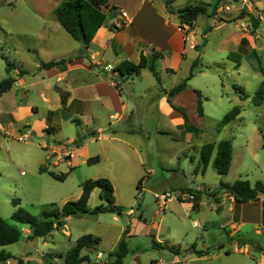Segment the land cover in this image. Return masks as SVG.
<instances>
[{
	"label": "crops",
	"instance_id": "0c3cea01",
	"mask_svg": "<svg viewBox=\"0 0 264 264\" xmlns=\"http://www.w3.org/2000/svg\"><path fill=\"white\" fill-rule=\"evenodd\" d=\"M63 1L0 0V5L9 16L25 17L27 20L29 18L42 22L38 30L29 33H16L0 26V58L6 64L7 73V77L3 80L11 77L15 81L13 87L0 98L5 94L15 93L18 88L22 91L21 95L14 94V107L4 112L3 118L5 121L10 120L8 124L13 125L25 117L39 113V106L29 101L31 92L25 85L24 76L31 74V71L39 73L37 80L36 74L31 75L34 77L31 85L37 88L38 97L46 104L45 117L42 121H37V124H40L39 129H34L29 123L21 124L15 133H9L8 124L2 126L0 123V129L7 135L20 136L25 126H29L30 134H37L39 137H44L48 129H51L48 134L52 133L54 138L59 139L62 123L64 119H67L77 125L76 133L68 138L60 137L57 145L51 147L50 150L55 156V148L61 146L64 149V146L66 148L68 143H74L80 135H85L84 138L81 137V141L78 140V146L72 159L66 162L71 165V170L78 166L79 149L95 143L102 145L108 151L98 152L93 157L99 156L100 162H104L112 169V171L101 173L96 179L106 178L113 182L114 195L118 190L115 182L129 175H132L131 181L136 185V189L142 180L141 191L146 189L143 187L146 178L150 179L147 187L151 193L167 191L169 182L173 178H181L188 185L186 188L192 190L189 193L196 194L192 176L198 178L199 174L204 175L209 164L212 163L213 166L217 151H214L207 168L203 171L200 168L202 148L209 143L193 141L194 137H200L203 132L196 136L188 131L181 111L185 112L190 124L203 131L199 128L200 122L209 113L213 114V105L223 108V114L227 112L224 117L238 108L240 114L234 121L220 130L219 124L224 119L223 117L215 128L217 132H233L232 127L236 121L240 120L239 117L244 111V103L250 96L246 89L241 87L247 94L246 98H242L234 89V86L238 84L233 83L231 86L234 97L230 101L227 93L229 85L227 79L220 76V71L223 70L229 77L239 74L245 60L256 58L257 71L262 72L258 69L260 67L262 69V66H259L260 61L256 57L257 46L250 39L246 27L248 23L245 20L246 16L256 15L257 7L251 1L248 6L244 3L242 10H239L233 0H173L167 8L179 15L186 14L181 12L188 8L202 7L205 9V13L198 14L196 21L189 25L190 31L187 34L180 29L183 23L168 14L164 8V0H110L108 6L103 8L106 21L92 39L88 48L90 54L86 55L84 50H81L79 42L65 31L54 14ZM121 10L130 16L128 23L122 18ZM243 10L247 12V15H242ZM227 16L232 19L231 22H234L233 28H227L229 25V21H226ZM199 19H203V28L196 26ZM262 23V21L258 22V24ZM63 31L73 40L72 42L64 34L72 42L71 49L67 52L60 50L59 36L63 35ZM215 32L220 33L219 38L214 41L211 36ZM260 50L264 51V47L261 46ZM21 54H25L30 61H36L31 71L24 68L26 59L24 56L20 57ZM156 54L159 55L155 61L159 81L149 68L140 69L133 76H121L117 72L106 71L109 66L116 68L124 61L139 63L142 55L151 64ZM62 60L67 61L51 69L43 67V64ZM7 64H10V72H8ZM22 72H24L23 76H21ZM210 73L218 75L214 83L217 90L214 93L209 86L202 89L194 84L198 77L204 76L207 79ZM190 76L192 77L187 82L188 86L184 91L173 96L169 94L173 88ZM262 89H264V81L260 91ZM197 91L203 97V116L198 113ZM236 92L239 96H236ZM259 92L256 93L255 99ZM63 98H65V104L62 102ZM224 98L229 100V105L225 104ZM263 103L264 99L258 106ZM97 117L102 118L99 125H96ZM149 132L168 137L172 134L174 136L180 134V137L176 136L177 139L188 140L186 151L190 154L193 150L196 154L190 156L194 168L186 171L180 167H173L174 164L171 167H164L160 163L155 167L154 161L157 162L158 159L151 151ZM228 136L210 143L217 146L221 141L232 138V135ZM189 154L184 153L183 156L187 158ZM89 157V155L86 156L82 162L88 164ZM234 160L235 147L233 146ZM60 163L58 157L54 164ZM148 165L150 167L147 168ZM196 168H200L197 173ZM197 189L206 190L207 188L199 186ZM180 190L184 192L183 186ZM221 197L224 198L221 200ZM226 197L228 199H225ZM211 199L212 203L208 200L203 201L201 197L198 198V208L194 207L195 202H180L193 211L209 206L220 216L219 220L226 223V225H221L224 226V230L226 227L230 228L228 244L220 239L217 246L218 252L212 257L210 247L204 241L201 245L202 249H196L197 246H194V243L187 245L186 250L189 251L190 248L192 254L195 249L198 252H205L204 255H196L197 259H191L193 263L208 262L213 257L215 259L229 257L232 259L229 264H264V243L261 238L264 235V195L256 201L237 203L230 193L220 188L217 200L213 196H210ZM115 203L117 205L116 198ZM174 203L176 201L171 202L166 209H171ZM134 213L131 210L128 215L133 216ZM139 221H142V218ZM250 226L253 227L254 235L257 237H252L251 231L247 230ZM28 228L26 234L29 235L31 228L29 226ZM129 236L131 238V231ZM162 246L170 249L166 244ZM191 260L186 259L185 261Z\"/></svg>",
	"mask_w": 264,
	"mask_h": 264
},
{
	"label": "rangeland",
	"instance_id": "374dc122",
	"mask_svg": "<svg viewBox=\"0 0 264 264\" xmlns=\"http://www.w3.org/2000/svg\"><path fill=\"white\" fill-rule=\"evenodd\" d=\"M249 1L257 7L258 11H256V15L254 14V17H245L248 23L246 27L252 43L257 46L256 57L260 61L259 66H262V69L261 67L258 69L262 70V72L257 71L256 58L245 60L239 74L229 77L221 70L220 76L227 79L229 85L227 93L230 101L234 97V91L231 86L233 83L246 89L250 97L244 103L243 114L239 117L240 120L234 123L232 133H230L231 131L225 133L215 130L218 122L223 119L227 112L223 114V108H217V105H213V114L209 113L200 122L201 126L199 128L203 130L201 131L203 134L200 135V133V137H194L193 139L196 143L201 141L210 143L232 135L230 140L235 147V160L225 179L218 176L212 163L209 164L205 174H202L203 176L199 174L198 178H196V176L190 174L192 181L195 182L194 192H196V194L191 195H194L195 199L196 197H201L203 201H211L210 203H212L210 196L217 200L221 181L231 184L238 180H248L252 185L258 181H264V147L262 146L264 145V103L258 106L257 99H255L256 93L260 91L261 84L264 81V51L260 50L261 46L264 47V0H233L239 10H242L244 3L248 6ZM253 19L256 22L262 21L263 23L255 26ZM226 21H229L227 28H233L234 22H231L232 19L227 16ZM203 23V19H199L196 26L203 28ZM41 25L42 22L36 19L31 20L28 18L27 20L25 17L9 16L0 5V26L5 30L16 33H29L35 32ZM219 33H213L211 39L217 40ZM62 34H66L73 42L67 33L64 32ZM63 35L59 36L60 50L67 52L71 49L72 42ZM81 50L83 51L82 47ZM22 56L26 59L24 68L31 71L36 61H30L25 54H21L20 57ZM94 65L97 66L96 64ZM106 71L113 72V70ZM30 73L24 76L26 79L25 85L31 92L29 101L39 106V113L9 125L10 120L5 121L2 114L6 110L13 109L14 94L21 95L22 91L18 88L15 93L5 94V96L0 98V123L2 126L8 124L9 133H15V130L24 123H29L37 130L40 128V124H37V121H42L45 117L46 104L38 97L37 88L31 85L34 78L31 75L36 74L37 80L39 73L32 71ZM21 74L23 76L24 72ZM209 75L207 79L204 76L198 77L194 84L202 87V89H206V86H209V89L214 93L217 90L214 83L218 75L214 73ZM5 77H7L6 64L0 58V81ZM236 96H239L237 92ZM224 102L229 105V100L224 98ZM95 121L96 125H99L102 118L97 117ZM62 124V132L58 136L59 139L60 137L68 138L76 133V124L71 123L67 119H64ZM29 130V126H25L22 130V135L12 136L11 134L7 135L6 132L0 129V217L23 231V237L20 242L3 248L6 252H10L31 264H65V256L76 245L77 240L84 235H93L99 238L101 243L93 250H84L82 255L89 256L91 264H109L114 260L112 255L117 250L119 242L128 227L132 236L128 238L129 255L125 259L124 264H152V262H155V264H198L193 263L192 260L197 259L198 251L196 249H202L203 241L210 247L211 257L217 254V246L220 239H223L224 243L228 244L230 228L226 227L224 230V226L222 227L221 225H226V223L220 221V216L213 212L209 206H203L201 210L193 211L187 209L186 206L177 200L171 209L168 208L164 211L156 203L154 193H151L147 187L150 179L146 178L145 180L143 187L146 189L139 191L131 181L132 175L115 182L118 185L115 198L117 205L122 208V214H87L63 218L61 226L49 236L29 241L27 239L28 234H26V230H29L28 226L12 219L13 214L17 210L22 209L33 216L42 218L44 211L61 210L66 202L78 200L82 191V183L89 179L95 180L105 171H112L111 167L104 162L95 165L82 162L88 155L91 158L98 152L108 151L100 144L92 143L79 149L78 166L71 170V165L66 162L72 159L78 144L70 147L73 144V142H70L64 149L59 146L55 148L54 156L50 148L57 145L59 139L54 138L52 133L48 134L51 129H48L44 137L30 134ZM89 135L92 136V134ZM149 135L151 151L154 153L153 156L155 155L158 159L157 162L154 161L155 167L160 163L164 167H171L174 164L173 167H180L186 171H191L190 169L194 168V164L190 161V156L192 157L196 154H194L193 150L190 151V154L186 151L188 140L177 139L176 136L180 134H176V136L172 134L168 137L149 132ZM81 137L84 138L85 135H80L77 140L81 141ZM82 143L85 144V142ZM79 146L82 147V145ZM184 153L189 154V157L185 158L183 156ZM58 157L61 163L55 165L54 163ZM203 164L202 159L201 169H203ZM148 167L150 166L148 165ZM114 172L116 174V171ZM51 173L57 176L63 175L65 178L64 180H58L51 176ZM182 186L184 192L180 190ZM187 186L184 179L173 178L169 182L167 191H171L176 195L183 193L188 196L190 193L186 188ZM199 186H206L207 189L198 190L197 187ZM99 194L100 189H95L91 194L89 200L90 208L94 209L103 204ZM223 198L221 197L220 199L222 200ZM225 199L228 198L226 197ZM131 210L135 212V215H128ZM140 218H142V221H139ZM247 230L251 231L252 237H257L254 235L253 227L250 226ZM261 238L264 243V235ZM154 242L166 244L172 250L166 247L164 249H155ZM190 243H194V246L197 247L194 254L186 255V247ZM252 251L255 253L254 249ZM186 259L192 260L185 261ZM230 262H232V259L229 257L219 259L213 257L212 260L200 264H229ZM0 264H17V261L10 260ZM84 264L90 263L86 262Z\"/></svg>",
	"mask_w": 264,
	"mask_h": 264
},
{
	"label": "trees",
	"instance_id": "16d2710c",
	"mask_svg": "<svg viewBox=\"0 0 264 264\" xmlns=\"http://www.w3.org/2000/svg\"><path fill=\"white\" fill-rule=\"evenodd\" d=\"M110 0H64L59 7L54 11L56 18L58 19L60 25L65 29V31L77 42L83 40L85 46L89 48L92 39L94 38L97 31L104 25L106 21V14L103 8L108 6ZM173 0H164L166 6H170ZM181 13H205V9L202 7L188 8ZM242 15H247L245 10L242 11ZM254 25L257 26L258 22L253 19ZM183 23V22H182ZM193 24V23H192ZM189 24V25H192ZM83 49V48H82ZM84 50V49H83ZM159 55H154V61L149 64L148 59L142 55L139 63H133L130 61H124L116 68L113 72L119 73L121 76H133L140 69L149 68L154 77L159 81V76L157 72L156 60ZM67 60H62L59 62H50L43 64L45 69H51L60 64L65 63ZM8 72H10V64H7ZM192 76L187 80L182 82L180 85L173 88L169 94L171 96L184 91L187 88V82ZM15 81L13 78L9 77L0 83V96L8 92L14 85ZM234 89L240 94L242 98H246L247 94L245 90L239 86H234ZM199 96L198 113L203 116V97L199 91H197ZM264 99V90L262 89L257 96V104H261ZM63 104H65V98L62 99ZM184 119L186 121L185 127L188 131L193 132L195 135L201 133L200 129L190 124L185 112L181 111ZM240 114V109L235 108L219 124V129L234 121ZM264 147V145H263ZM217 151L216 157L213 161V168L216 170L217 174L224 178L228 175L230 167L233 161V143L230 140L221 141L217 146L214 143H209L202 148V159H203V171L208 166L210 159L214 153ZM100 162L99 156L92 157L88 159L89 165H95ZM200 168H196V173ZM58 180H64L65 176H57L54 173L50 174ZM142 180L138 183L137 189L141 191ZM82 194L80 198L76 201L66 202L61 210L52 209L46 210L42 213V218L33 216L22 209L17 210L12 219L15 222L21 223L23 225H28L31 228V233L27 236L29 241H33L36 238H45L49 236L55 229L61 226V221L63 218H68L71 216H82V215H97V214H121L122 208L117 206L115 203L114 187L110 180L106 178L99 179H89L82 183ZM221 190H225L230 193L235 202L237 203H248L251 201L259 200L261 196L264 195V181H258L252 185L248 180H238L233 184H227L221 181ZM95 189H100L99 198L103 202L102 205L97 206L92 209L89 206V200L92 192ZM189 192L192 190L187 188ZM198 197L195 199L194 207H199ZM130 233V228L128 227L119 242L117 250L113 253L114 260L109 264H124L125 259L129 255V245L128 238ZM23 237L22 231L8 221L0 217V263H5L10 260L17 261V264H31L25 262L23 259L14 256L10 252H6L3 248L9 245L16 244L20 242ZM101 240L93 235H84L80 237L76 245L71 248L65 256V264H84L90 263L91 260L89 256L82 255V252L86 249L93 250L99 244ZM155 249H164L165 247L158 242H154ZM205 252H198V255H204ZM98 264V263H95Z\"/></svg>",
	"mask_w": 264,
	"mask_h": 264
},
{
	"label": "built area",
	"instance_id": "2783aa9c",
	"mask_svg": "<svg viewBox=\"0 0 264 264\" xmlns=\"http://www.w3.org/2000/svg\"><path fill=\"white\" fill-rule=\"evenodd\" d=\"M120 14L122 18L125 20L126 23L130 21V16L123 10L120 11ZM181 31L184 33H189L190 31V26L189 24L183 23L181 26ZM114 68L108 67L107 70H113ZM154 198L160 209L166 210L167 206L173 202V201H180V202H194L195 201V196L189 194L188 196L186 194H180L176 195L172 193L171 191H160V192H155L154 193Z\"/></svg>",
	"mask_w": 264,
	"mask_h": 264
},
{
	"label": "water",
	"instance_id": "95a60500",
	"mask_svg": "<svg viewBox=\"0 0 264 264\" xmlns=\"http://www.w3.org/2000/svg\"><path fill=\"white\" fill-rule=\"evenodd\" d=\"M164 8L167 10L168 14L170 16H172L174 19H176V20H178L180 22L186 23V24L194 23L196 21L197 17H198L197 13H186V14L179 15V14H176L174 12L169 11L167 6H165V5H164ZM79 44L84 49L85 54L89 55L90 54L89 53V49L85 46L84 41L80 40ZM97 136H99V134H97ZM77 144H78V140L74 141V143L71 144L70 147L76 146ZM63 148H65V146ZM185 254L190 255V254H192V251L191 250L186 251Z\"/></svg>",
	"mask_w": 264,
	"mask_h": 264
}]
</instances>
